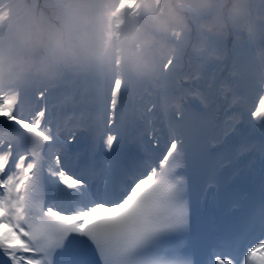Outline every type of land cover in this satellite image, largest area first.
Here are the masks:
<instances>
[{"label":"snow or ice","instance_id":"1","mask_svg":"<svg viewBox=\"0 0 264 264\" xmlns=\"http://www.w3.org/2000/svg\"><path fill=\"white\" fill-rule=\"evenodd\" d=\"M257 19L234 47L242 100L213 76L193 81L162 136L129 131L120 82L99 87L90 121L58 118L52 89L0 93V264H264V0ZM193 178L208 228L195 226Z\"/></svg>","mask_w":264,"mask_h":264},{"label":"clouds","instance_id":"2","mask_svg":"<svg viewBox=\"0 0 264 264\" xmlns=\"http://www.w3.org/2000/svg\"><path fill=\"white\" fill-rule=\"evenodd\" d=\"M252 5L253 0H145L147 27L136 20L129 21V39L155 45L159 43L156 34L163 36L185 30L191 16L225 28H245L251 23ZM103 31L99 18L87 9H80L62 28L54 29L47 21L37 20L29 43L58 62L79 66L99 59Z\"/></svg>","mask_w":264,"mask_h":264},{"label":"bare ground","instance_id":"3","mask_svg":"<svg viewBox=\"0 0 264 264\" xmlns=\"http://www.w3.org/2000/svg\"><path fill=\"white\" fill-rule=\"evenodd\" d=\"M93 3H94V2H93ZM39 10H40V9H39ZM43 10H45V9H43ZM37 12H38V11H37ZM37 12H36V13H37ZM36 13H34V16H35ZM212 26L217 27V28H220V27H221V25H218V24H212ZM212 26H211V27H212ZM203 30H205V31H203ZM203 30L197 32L196 34H202V33H205V35L208 36V35L212 32V29H208V28H205V29H203ZM165 36H166V35H165ZM165 36H163V38H165V39L168 41V42H167L168 45H167V47H166V50L168 51L171 42H170V40H169L168 38H166ZM137 42H142V40H137ZM199 51H202V50L200 49ZM212 61H215V62H217V63H219V64L221 65V67H222V68L226 71V73L228 74V77H229V80H230L231 84H232V85H235V84H236V81L238 80V79H237V76H233L235 60L227 61L225 57H214V58L212 59ZM258 62H259V57H257V63H258ZM185 65L187 66V70H186V76H185L184 80L186 81L187 84H189V83H191V82H193V81L200 80L201 78H207L208 76H213V77H216V76H217V72H216L215 69L208 68V69H206L205 71H200V72H198L193 66H190V65H189L188 60L185 61ZM180 69H181V68H180ZM111 80H112V77H111V75H110V77L108 78L107 83H110ZM241 81H242V79H241ZM241 81H240V82H241ZM182 86H184V84H183ZM174 87L177 88V83H176V82H174ZM236 95H237V97H239V98L242 100V94H241L240 92H238ZM151 96H154V95L152 94ZM251 99H252L253 101L256 102V105H255L254 107H252V106L247 107L248 102H247V104H246V110H245V111L247 112V116H248V121H247V120H244L246 130H248V129L250 128L252 122L258 121V118H256V117H252L251 114H250V110H252V109H254L255 107L258 106V98L255 97V96H253V97H251ZM142 101L145 102V103L147 104V106H148L147 109H148V110L150 109V107H152L151 111L161 110V111L164 112L165 114H171L172 107H170V108H161V102H159L157 99L149 100V99L146 97V98H145L144 100H142ZM132 108H133L134 112L136 113V114H135V119H136L137 124H138V120H139V119H143L144 122L146 123V121H145V117L141 114V112H140L139 110L136 111V110L134 109L133 106H132ZM151 111H149V113H150ZM145 112H147V111H145ZM132 116H133V114H132ZM149 126H152V125H151V124H150V125H146V124H144V125H142V126H140V127H141V129H143V128H145V127H149ZM155 127H156V126H155ZM255 239H257L256 236L252 237V238H251V242L253 243ZM251 242H250V243H251ZM257 242H259V239H258L255 243H257ZM250 243H249V244H250ZM249 244H248V246H249Z\"/></svg>","mask_w":264,"mask_h":264},{"label":"rangeland","instance_id":"4","mask_svg":"<svg viewBox=\"0 0 264 264\" xmlns=\"http://www.w3.org/2000/svg\"><path fill=\"white\" fill-rule=\"evenodd\" d=\"M29 1V7H31V8H34V6L36 5V4H39V3H41L42 2V0H28ZM73 0H65V2L67 3V4H69L70 2H72ZM1 2H2V4H4L5 3V1L4 0H1ZM20 2L21 3H23V0H20ZM253 3L255 4V7H256V14H257V16L259 15V12H260V0H253ZM45 4L46 5H48V6H55V2H53V1H48V0H46V2H45ZM142 4H141V2H139V3H137L136 5H134V9L135 10H137L138 12H140V13H142V14H144L145 13V9L143 8V6H141ZM3 6L4 5H1L0 6V8H3ZM76 7H75V9H76V13L78 12V10H80V9H82L81 7H79V6H77V5H75ZM86 6V8H90L91 9V11H92V14H93V12H94V7L93 6H91V5H85ZM14 10H16V9H14V8H10V9H8V10H5V9H2L1 11H0V19L1 20H3V19H6L8 16H9V14H11V13H13V11ZM107 17H109V16H107ZM259 21V20H258ZM64 22H65V24H66V20H64ZM110 25V24H109ZM110 26H112V29L113 28H115V26H113V25H110ZM151 31V30H150ZM145 45H147L143 40H142V42H138L137 43V45H136V48H140L141 49V51H140V57H139V61H143V60H145L146 58L144 57V52L142 51V48L145 46ZM109 63V61H105L104 62V65H107ZM104 65H103V67H104ZM112 70H113V68H112ZM108 71H106V69H103L102 67H100V66H97V65H94V64H92V63H88V71H87V78L84 80V83H87V79H88V77L91 75V74H94L95 76H101L103 73H107ZM115 72L116 73H119L120 72V70H119V67H115ZM108 74V73H107ZM97 81L95 80L93 83H96ZM96 89V86L95 87H92V88H90L89 90H86V92H92L93 93V91ZM26 91H28V90H26ZM26 94V93H25Z\"/></svg>","mask_w":264,"mask_h":264}]
</instances>
